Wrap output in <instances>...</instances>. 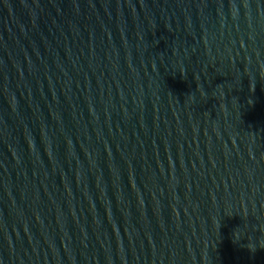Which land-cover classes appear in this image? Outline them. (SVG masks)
Returning a JSON list of instances; mask_svg holds the SVG:
<instances>
[{"label": "water", "instance_id": "95a60500", "mask_svg": "<svg viewBox=\"0 0 264 264\" xmlns=\"http://www.w3.org/2000/svg\"><path fill=\"white\" fill-rule=\"evenodd\" d=\"M0 264H264V0H0Z\"/></svg>", "mask_w": 264, "mask_h": 264}]
</instances>
